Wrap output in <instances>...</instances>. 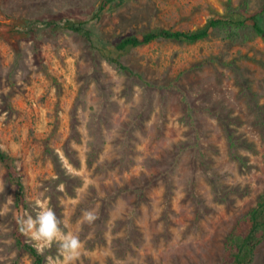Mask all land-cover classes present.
<instances>
[{
	"label": "rangeland",
	"instance_id": "1",
	"mask_svg": "<svg viewBox=\"0 0 264 264\" xmlns=\"http://www.w3.org/2000/svg\"><path fill=\"white\" fill-rule=\"evenodd\" d=\"M263 8L0 0V149L28 202L16 208L0 162V264H34L15 223L35 215L40 193L79 235L76 264H221L228 236L257 209L243 264H264V39L218 26L199 42L116 48L128 36L194 32ZM86 210L92 223L81 219ZM40 253L48 264L56 247Z\"/></svg>",
	"mask_w": 264,
	"mask_h": 264
},
{
	"label": "trees",
	"instance_id": "2",
	"mask_svg": "<svg viewBox=\"0 0 264 264\" xmlns=\"http://www.w3.org/2000/svg\"><path fill=\"white\" fill-rule=\"evenodd\" d=\"M264 14V8L255 13H250L247 10H243L240 13L237 21H210L207 28H202L194 32H181L162 30L159 33H147L144 35L128 36L122 39L116 46L117 50L124 51L130 47L148 46L153 42L163 40L185 41V42H199L205 40L210 35V29L222 26L225 28L231 37L239 36V32L247 27L252 28L257 36L264 39V27L261 25L259 17ZM47 26H53L55 24L45 23ZM71 30L78 31L76 27H72ZM117 67L120 65L116 63ZM123 69V67H118ZM0 162L6 166L7 175L9 180L15 187V204L16 208H26L28 206L26 197V188L20 175V171L15 165L14 158L7 152L0 149ZM260 207H263L261 205ZM261 212L259 209L253 211L247 220H244L240 226L235 228L228 236L225 244V252L221 264H243L246 254L251 250V234L259 225V219ZM15 234L17 242L21 245L33 258L34 264H44V257L40 251L31 245L26 238V235L20 230V224L15 223Z\"/></svg>",
	"mask_w": 264,
	"mask_h": 264
},
{
	"label": "clouds",
	"instance_id": "3",
	"mask_svg": "<svg viewBox=\"0 0 264 264\" xmlns=\"http://www.w3.org/2000/svg\"><path fill=\"white\" fill-rule=\"evenodd\" d=\"M63 185L59 191H63ZM9 204L12 198L9 197ZM31 206L35 209V215L25 212L20 218V230L32 240L36 241V247L43 251L53 245L56 247V255L48 256V264H76L83 247L82 241L77 233L65 230L62 221L57 217L55 211L48 206L44 193L34 196ZM82 221L92 223L96 216L93 211H84Z\"/></svg>",
	"mask_w": 264,
	"mask_h": 264
}]
</instances>
